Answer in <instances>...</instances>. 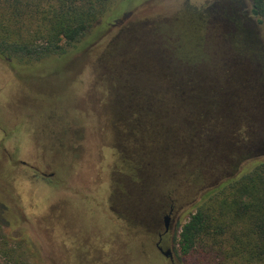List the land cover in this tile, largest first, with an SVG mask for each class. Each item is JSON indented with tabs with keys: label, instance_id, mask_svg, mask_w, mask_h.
Returning <instances> with one entry per match:
<instances>
[{
	"label": "rangeland",
	"instance_id": "rangeland-1",
	"mask_svg": "<svg viewBox=\"0 0 264 264\" xmlns=\"http://www.w3.org/2000/svg\"><path fill=\"white\" fill-rule=\"evenodd\" d=\"M141 1L121 5L100 33ZM193 8H205V49L211 60L226 56L227 45L214 29L217 14L228 8L264 51V25L252 18L246 0H147L122 29L135 27L139 43H155L157 22ZM118 30L94 48L86 50L80 42L65 47L59 57L29 66L0 58V264H172L155 247L170 207L168 236L161 246L170 245L173 264H195L197 255L179 253L180 229L203 193L237 171L203 165L205 171L197 168L196 175L185 176L152 164L146 168L149 180L141 183L145 169L134 175L124 169L121 147L133 152V139L106 103V79L113 60L139 59L133 51L132 56L120 54ZM262 125L241 123L230 137L238 167L264 157V113ZM115 128L122 132L120 140ZM251 137L261 145L244 153L242 145ZM142 140L140 151L147 138Z\"/></svg>",
	"mask_w": 264,
	"mask_h": 264
},
{
	"label": "trees",
	"instance_id": "trees-1",
	"mask_svg": "<svg viewBox=\"0 0 264 264\" xmlns=\"http://www.w3.org/2000/svg\"><path fill=\"white\" fill-rule=\"evenodd\" d=\"M128 1L0 0V58L29 66L59 57L65 47L80 42L86 50L94 48L116 28L121 30L147 0L100 33ZM246 1L252 18L264 25V0ZM211 9H206L207 19ZM216 17L214 32L227 45L220 60H211L205 49V8L157 22L155 43H139L135 27L118 30L115 47L124 57L133 51L139 60L112 61L106 103L133 139V152L121 147L120 156L132 175L145 169L141 183L149 180L146 168L152 164L173 167L185 176L208 166L237 171L203 193L180 229L181 256L197 255L195 264H264V157L238 167L229 143L239 124L263 126L264 51L230 8ZM256 106L261 108L256 111ZM115 129L120 140L122 132ZM143 136L147 140L140 151ZM260 143L251 137L242 151H256Z\"/></svg>",
	"mask_w": 264,
	"mask_h": 264
},
{
	"label": "flooded vegetation",
	"instance_id": "flooded-vegetation-1",
	"mask_svg": "<svg viewBox=\"0 0 264 264\" xmlns=\"http://www.w3.org/2000/svg\"><path fill=\"white\" fill-rule=\"evenodd\" d=\"M171 211H172V207H170L168 214H166L163 217V227H164V231L162 233H159L157 235V242L155 243V247L158 250V252L164 256V258L168 259L173 264L172 248L169 245V246L165 247V250H164L162 248V246H161L162 243H163V238L168 236V230H169V225H168L167 229H165V226H164V218L166 216L171 215Z\"/></svg>",
	"mask_w": 264,
	"mask_h": 264
},
{
	"label": "water",
	"instance_id": "water-1",
	"mask_svg": "<svg viewBox=\"0 0 264 264\" xmlns=\"http://www.w3.org/2000/svg\"><path fill=\"white\" fill-rule=\"evenodd\" d=\"M168 224H169V216H166V217L164 218V226H165V229H167Z\"/></svg>",
	"mask_w": 264,
	"mask_h": 264
}]
</instances>
